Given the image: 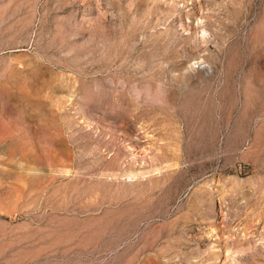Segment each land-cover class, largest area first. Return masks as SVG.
Masks as SVG:
<instances>
[{"label": "rangeland", "instance_id": "rangeland-1", "mask_svg": "<svg viewBox=\"0 0 264 264\" xmlns=\"http://www.w3.org/2000/svg\"><path fill=\"white\" fill-rule=\"evenodd\" d=\"M0 264H264V0H0Z\"/></svg>", "mask_w": 264, "mask_h": 264}]
</instances>
